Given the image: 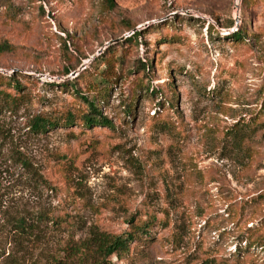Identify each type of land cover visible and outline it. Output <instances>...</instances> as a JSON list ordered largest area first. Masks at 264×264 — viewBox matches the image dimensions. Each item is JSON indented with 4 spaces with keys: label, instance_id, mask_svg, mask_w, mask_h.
I'll return each mask as SVG.
<instances>
[{
    "label": "rangeland",
    "instance_id": "374dc122",
    "mask_svg": "<svg viewBox=\"0 0 264 264\" xmlns=\"http://www.w3.org/2000/svg\"><path fill=\"white\" fill-rule=\"evenodd\" d=\"M114 2L0 0V264H264V0Z\"/></svg>",
    "mask_w": 264,
    "mask_h": 264
},
{
    "label": "trees",
    "instance_id": "16d2710c",
    "mask_svg": "<svg viewBox=\"0 0 264 264\" xmlns=\"http://www.w3.org/2000/svg\"><path fill=\"white\" fill-rule=\"evenodd\" d=\"M105 2L110 8L115 5L114 0H105ZM233 24L234 22L230 21L229 27L233 26ZM140 34V31H134L128 40H131L132 37L136 39ZM245 34L246 30L241 27L232 32L231 37L234 40H241ZM10 49L11 47L6 43L0 44V52L8 51ZM140 62L142 63L144 69L147 67L150 70L153 66L150 60H147L146 63L141 60ZM106 63L108 64V67L105 68L106 70H101L99 74L96 75L99 81L97 83L93 81L92 84H94V86L89 88V92H91V94L79 93L77 88L74 89L76 91V95L86 105L87 111L84 112L81 117V120L84 121L86 126L111 125L109 119L103 115L100 104L101 100H104V96H101V91L109 88L107 83L113 78L109 59H106ZM0 78L8 80L10 83L13 82L14 86L19 87L20 85L12 74H6L5 72L0 71ZM92 90H95L96 92H93ZM71 118L72 116L70 117L69 115L67 121H70ZM51 123L54 124V122L46 121L41 118L36 119L33 126L38 131H44ZM139 231H145L144 225L138 226L135 230H131L125 234H112L106 231L97 230L92 231L89 239L83 244V247L87 250V252L89 251L91 253L92 259L95 262L94 264L106 263L112 255H120L122 252L127 251L129 244L135 240Z\"/></svg>",
    "mask_w": 264,
    "mask_h": 264
},
{
    "label": "water",
    "instance_id": "95a60500",
    "mask_svg": "<svg viewBox=\"0 0 264 264\" xmlns=\"http://www.w3.org/2000/svg\"><path fill=\"white\" fill-rule=\"evenodd\" d=\"M0 71L4 72L3 70L0 69Z\"/></svg>",
    "mask_w": 264,
    "mask_h": 264
}]
</instances>
